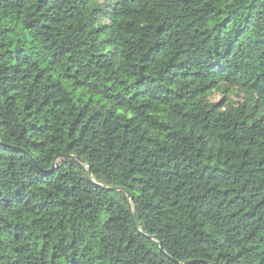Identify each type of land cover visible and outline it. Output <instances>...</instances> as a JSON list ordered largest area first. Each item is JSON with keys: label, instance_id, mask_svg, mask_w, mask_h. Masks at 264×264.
I'll use <instances>...</instances> for the list:
<instances>
[{"label": "trees", "instance_id": "obj_1", "mask_svg": "<svg viewBox=\"0 0 264 264\" xmlns=\"http://www.w3.org/2000/svg\"><path fill=\"white\" fill-rule=\"evenodd\" d=\"M0 264H264V0H0Z\"/></svg>", "mask_w": 264, "mask_h": 264}, {"label": "rangeland", "instance_id": "obj_2", "mask_svg": "<svg viewBox=\"0 0 264 264\" xmlns=\"http://www.w3.org/2000/svg\"><path fill=\"white\" fill-rule=\"evenodd\" d=\"M234 103L240 101L239 99L236 98H231ZM211 102L213 103H223L226 102L225 96L221 95V94H214L211 98H210Z\"/></svg>", "mask_w": 264, "mask_h": 264}, {"label": "water", "instance_id": "obj_3", "mask_svg": "<svg viewBox=\"0 0 264 264\" xmlns=\"http://www.w3.org/2000/svg\"><path fill=\"white\" fill-rule=\"evenodd\" d=\"M88 172H89V175H90V171H89V169H88ZM111 190H118V191H122L121 189H111ZM127 198H129V195L127 194ZM131 207V206H130ZM160 249H162V247H161V244H160Z\"/></svg>", "mask_w": 264, "mask_h": 264}]
</instances>
